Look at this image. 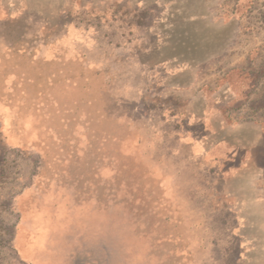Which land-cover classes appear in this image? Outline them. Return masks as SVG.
Returning <instances> with one entry per match:
<instances>
[{"label":"rangeland","instance_id":"obj_1","mask_svg":"<svg viewBox=\"0 0 264 264\" xmlns=\"http://www.w3.org/2000/svg\"><path fill=\"white\" fill-rule=\"evenodd\" d=\"M264 264V0H0V264Z\"/></svg>","mask_w":264,"mask_h":264},{"label":"clouds","instance_id":"obj_2","mask_svg":"<svg viewBox=\"0 0 264 264\" xmlns=\"http://www.w3.org/2000/svg\"><path fill=\"white\" fill-rule=\"evenodd\" d=\"M125 252L127 256L122 259L121 264H145L142 252L134 251L131 247L121 250V255Z\"/></svg>","mask_w":264,"mask_h":264}]
</instances>
